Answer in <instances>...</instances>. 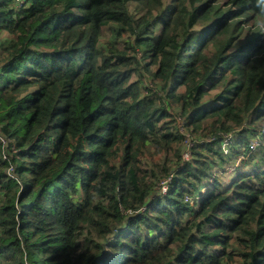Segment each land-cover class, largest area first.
<instances>
[{
	"label": "trees",
	"instance_id": "1",
	"mask_svg": "<svg viewBox=\"0 0 264 264\" xmlns=\"http://www.w3.org/2000/svg\"><path fill=\"white\" fill-rule=\"evenodd\" d=\"M1 31L0 264H264V0H0Z\"/></svg>",
	"mask_w": 264,
	"mask_h": 264
},
{
	"label": "rangeland",
	"instance_id": "2",
	"mask_svg": "<svg viewBox=\"0 0 264 264\" xmlns=\"http://www.w3.org/2000/svg\"><path fill=\"white\" fill-rule=\"evenodd\" d=\"M224 2H225L226 7H228V6L230 5L231 0H230V2H229L228 0H224ZM201 4L204 5V2H201ZM136 5H138V4H135V3H133V2L130 3V10H131V13H134V14H136L137 16L141 17L142 14H143V12H144V10L142 11V10L139 9ZM240 12H241V10L236 9V10H234L233 12H230L229 17H230V18H234L235 16H237L238 14H240ZM246 20H247L246 25H244V26H242V27H243L245 30H247L249 26H252V30H254V29L256 30V27H255V18H254L252 15H250ZM204 26H206V24H204ZM201 28H202V26L199 25V26H198V29L200 30ZM7 36H8V33H7L6 31H1V32H0V40H3V39L6 38ZM238 37H239V39H238V41H237L236 44L241 45V44L244 42L243 36L238 35ZM124 43H126V44H130V38H129V36H127V37L125 38ZM209 47H210L211 49H213L212 44H211ZM213 51H214V50H213ZM135 79H137V80L142 79L144 82H146L147 85H150V83H151V81L149 80V77L147 76V74L137 75V76L135 77ZM179 120L182 121L181 119H179ZM188 133H189V132L187 131L186 134H188ZM227 136H228V135H227ZM228 139H230L229 136H228ZM229 163H230V162H229ZM0 167H1V166H0ZM18 168H19L18 166L15 167V169L19 171ZM228 171H230V165L228 166ZM14 173H15V172H14L13 169H12V170H9V174H10V175L14 176Z\"/></svg>",
	"mask_w": 264,
	"mask_h": 264
},
{
	"label": "clouds",
	"instance_id": "3",
	"mask_svg": "<svg viewBox=\"0 0 264 264\" xmlns=\"http://www.w3.org/2000/svg\"><path fill=\"white\" fill-rule=\"evenodd\" d=\"M249 16H250V15L247 14V13H245L244 10H241L240 14H238L237 16H235L234 19H236V20H238V21H241V25L244 26V25H246V22H247L246 19H247ZM200 25L202 26V28H201L200 30L198 29V26H199V25L196 26V28L198 29V31L201 32V35H200L199 41H204L206 35L209 34L210 29H208V27H209L208 25L204 26V24H201V23H200ZM248 29H249L250 32H251V31H252V26H249ZM205 30H208V31H207V34H205V33L203 34V32H204Z\"/></svg>",
	"mask_w": 264,
	"mask_h": 264
},
{
	"label": "built area",
	"instance_id": "4",
	"mask_svg": "<svg viewBox=\"0 0 264 264\" xmlns=\"http://www.w3.org/2000/svg\"><path fill=\"white\" fill-rule=\"evenodd\" d=\"M179 124H180V126H183L184 121H180ZM180 130L184 134L187 133V130H186V127L185 126H184V129H180ZM186 145H187V150L184 153V159L187 160L190 157V148H191L190 146H191V143L188 141V144L186 143ZM167 188H168L167 181H165L164 184H162V191L163 192H166Z\"/></svg>",
	"mask_w": 264,
	"mask_h": 264
}]
</instances>
